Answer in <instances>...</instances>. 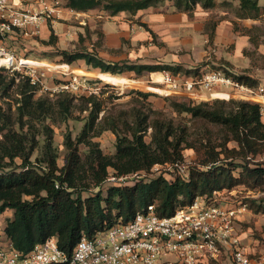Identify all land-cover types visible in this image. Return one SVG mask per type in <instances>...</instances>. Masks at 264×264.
<instances>
[{"label":"trees","instance_id":"trees-1","mask_svg":"<svg viewBox=\"0 0 264 264\" xmlns=\"http://www.w3.org/2000/svg\"><path fill=\"white\" fill-rule=\"evenodd\" d=\"M164 1L66 0V7L82 12L100 7L107 15L134 14ZM168 1L189 14L197 5L202 8L215 5V0ZM237 1L243 17L257 18L264 14V0L261 4L259 0ZM221 3L231 6L225 0ZM141 26L149 30L145 24ZM212 35L210 32V38ZM55 41L51 30L48 40L43 42L55 46ZM58 54L64 64L83 61L99 69V73L112 75L163 69L195 74L202 70L127 60L106 62L83 50L61 49ZM224 73L239 83L256 86L255 79L248 74L232 73L226 68ZM15 76L0 73V99L11 96V92L18 96L15 108L8 101L0 104V214L12 211L2 231L21 254H27L52 236L57 246L70 254L81 236L92 238L98 232L124 224L149 205L158 215L168 216L197 197L209 202L216 191L240 186L264 191V120L258 102L234 98L197 101L175 95L185 99L181 101L166 95L177 114L188 116L182 122L165 118L154 109L147 100L150 92L136 91L128 114H112L94 93L75 96L58 91L56 110L41 105L39 111L32 107L37 86L26 77L16 80ZM73 115L83 121L82 127L75 136L70 131L64 133V161L58 165L50 124L65 122ZM46 119L51 122L46 123ZM209 125L216 128L214 138L207 131ZM105 130L115 134L112 154L103 153L93 140ZM229 141L234 144L229 146ZM80 145L85 147L83 154ZM185 149L192 150L197 157L187 162ZM165 163L185 165L187 175L151 174L154 164ZM132 173L139 177L131 184L105 185L109 174L118 177ZM84 191L90 193L82 195ZM242 201L253 213H264V197H243Z\"/></svg>","mask_w":264,"mask_h":264},{"label":"built area","instance_id":"built-area-1","mask_svg":"<svg viewBox=\"0 0 264 264\" xmlns=\"http://www.w3.org/2000/svg\"><path fill=\"white\" fill-rule=\"evenodd\" d=\"M57 13L58 8L46 0L31 4L0 0V69L14 73L16 80L26 77L29 83L45 89V67L29 64L30 59L9 47L8 41L38 37L41 24L54 19ZM158 73L160 79L152 83L177 95L194 96L205 91L212 98L228 100L233 91L244 100H251L253 95L264 97V85L239 83L220 69L202 68L195 74L169 70ZM79 86L73 79L63 87ZM260 105L264 120V102ZM162 166L172 168L168 175H187L185 165L178 163L154 164L151 171ZM138 176L109 174L105 185L131 184V179ZM234 192L235 189L216 191L209 202L197 197L168 216L158 215L149 205L124 224L92 238L81 236L70 254L57 246L54 236L21 254L1 230L0 264H264V251L257 249L258 241H246L243 235L242 223L249 208Z\"/></svg>","mask_w":264,"mask_h":264},{"label":"rangeland","instance_id":"rangeland-1","mask_svg":"<svg viewBox=\"0 0 264 264\" xmlns=\"http://www.w3.org/2000/svg\"><path fill=\"white\" fill-rule=\"evenodd\" d=\"M22 1H26L27 3L31 4V2L34 3L35 0ZM46 1L51 2V4L55 5L58 9L63 10V14L59 15V17L55 16V21L59 22L61 26L66 27L68 30L72 28L73 33L64 37L62 40H60V42L58 41L55 46L45 44L40 35L34 39L19 37L15 41H8L9 47L16 48V51L19 54L27 56L28 59L33 60L36 63H46L45 65L40 64V66L45 67L44 83L46 88L42 89L40 85L37 86V90L32 99L33 108L39 110L38 108L41 105H44L48 106V109L55 111L57 107L56 93L58 91H65L75 96L94 93L103 100V104L105 105V108L108 112L112 114H128L130 112V108L134 104L132 99L137 97L136 91H140L152 93V95H150L147 100L151 102V106L154 109L160 111L163 117L169 119L171 118L175 121L181 120L182 122H186L188 116L177 114L169 104V101L166 100L165 96L167 95V97L181 101H184L185 99L175 96L177 94H174V92L169 91L168 89H164L163 86H158L152 83V80H159V73L151 74L145 72L143 74H136L131 71H124L123 73L115 74L113 77L125 78L127 81H132V83L128 84L126 82L125 84H120L114 80H106L103 77L98 76L97 73H88V71L98 72L100 70L86 65L83 61L76 62L73 65L63 64L60 61V55L58 54V51L61 49L70 52L76 50L90 51L100 58L102 53L108 52L107 49H104V46L102 45V38L100 36V24L106 19V13L99 7L92 9L89 12V15H85L82 12H77L78 14L73 12L71 15H65L64 11L66 8V0ZM259 1L260 3L263 2V0ZM232 10V13L224 16L221 12H219L220 10L214 9L213 11L209 12L208 16L205 18L207 22L214 23L217 21V19L220 20L222 17H224L225 19L233 22L232 28L234 32L236 31L247 36L249 42L246 48L243 49V56L246 57L244 64L242 61H240L238 64L231 63V58L234 54L233 42H227L226 44H222L220 46L210 45V49H207L204 43H201L200 46L203 47L205 52L198 64H201L200 67L205 69H220L224 72V69L226 68L232 73L248 74L253 79H255V87L258 85H264V17H260L256 20L240 18L239 16L234 15L236 10L234 8ZM120 15L121 18L124 16V14ZM83 20L84 24L81 23ZM79 29H82V32L78 33ZM79 35H82V37H79ZM139 48L141 51V47ZM149 53L150 52H148V54ZM148 54L144 53V55L148 58L152 57ZM111 58L113 57L111 56ZM0 73L4 75H11L4 69H0ZM106 74L112 76L110 73H105V75ZM73 79L78 81L80 85L78 88L75 89L69 87L66 89L63 87L64 85L71 83ZM183 95L185 97L193 98L197 101H208L214 99L207 94H198L193 96L191 94L188 95L185 93ZM230 95H233L231 98L239 99L233 91L230 92ZM252 97L257 100L261 99L256 95H253ZM17 99L18 96L11 92V96L0 99V104H2V101H8L10 102L12 108H15L17 106ZM216 99L225 100L224 98ZM103 111L104 110L101 111L100 115L103 114ZM74 115H77V113ZM74 115L70 116L65 122L50 124L53 129V141L58 150V165H62L64 161L63 157L65 150L62 145L64 133L66 131H70L72 136H75L79 133L82 127L83 121L76 118ZM45 122L50 123L51 121L50 119H46ZM194 123H196V125L199 124L198 121H195ZM207 128V131L210 133V137L214 138L216 135V128L210 125L207 126ZM192 130L193 128L190 129L191 132H193ZM145 139L147 141L149 140V134L145 136ZM93 140L98 142L103 153L112 154L115 151V134L111 131L105 130L99 136L93 138ZM198 143L199 140L196 141V144ZM233 144L234 143L232 141L228 142L229 146H232ZM79 151L81 154L84 153V145L79 146ZM183 155L187 162H190L192 159L197 157V155L190 149H185L183 151ZM171 169L168 166H162L158 169H154L151 174L157 175L162 173L168 176V173H170ZM135 179H137V177L132 178L131 181H134ZM87 193L90 192L84 191L82 192V195H86ZM234 195H236L237 199H242L243 196L257 198L259 196L264 197V191L244 189L242 186H240L235 188ZM10 213L11 212L7 210L3 214H0V231L2 230L5 219L10 215ZM242 229L244 231L243 235H245L247 239L246 241H258L257 249L264 251V213H253L249 209V212L245 214V221L242 223Z\"/></svg>","mask_w":264,"mask_h":264},{"label":"crops","instance_id":"crops-1","mask_svg":"<svg viewBox=\"0 0 264 264\" xmlns=\"http://www.w3.org/2000/svg\"><path fill=\"white\" fill-rule=\"evenodd\" d=\"M18 1H21L23 4H29L26 1ZM38 1L35 0L34 3ZM222 1L215 0V5L210 8H202L197 5L190 14L176 9L173 3L168 0L155 6L138 10L134 14L127 12H119L114 15L105 14L106 19L100 24V36L102 38V45L108 52L102 53L101 58L106 62L127 60L130 63L136 64L170 65L195 69L201 68V64L198 63L205 52L203 47L200 46L201 43H204L205 47L210 49L212 45L220 46L227 42H233L234 54L232 55L231 63L238 64L242 61L244 64L246 57L243 56V49L246 48L249 42L247 36L236 31L234 32L232 28L233 22L224 17L220 20L217 19L214 23L207 22L205 17L214 9L220 10L219 12L225 16L232 13L233 8L236 10L235 14H233L240 18L256 20L260 17H243L237 9V0H225L231 3V6L224 5L221 3ZM91 10L82 12L66 7L64 13L65 15H71L73 12H82L85 15H89ZM61 14H63V10L58 9L57 17ZM120 14H124V16L121 18ZM261 17H264V14ZM81 23L84 24V20ZM141 23L145 24L149 30L141 26ZM51 30L56 36L55 44L73 33L72 28L68 30L66 27L61 26L59 22L55 21V18L48 19L40 26V36L43 41L48 40ZM79 32H82V29H79ZM210 32H213L212 38H210ZM139 47H141V51ZM148 52L150 53L148 54ZM144 53L152 57L148 58ZM28 62L34 65L46 64L44 62L36 63L33 60ZM160 71L147 73L154 74ZM88 73L105 74L95 71H88ZM198 94H207L209 96V93L205 91ZM256 96L261 99L257 100L252 97V100L258 103L264 102V97L260 95ZM10 212L8 217L12 214V211Z\"/></svg>","mask_w":264,"mask_h":264},{"label":"bare ground","instance_id":"bare-ground-1","mask_svg":"<svg viewBox=\"0 0 264 264\" xmlns=\"http://www.w3.org/2000/svg\"><path fill=\"white\" fill-rule=\"evenodd\" d=\"M29 63V62H28ZM29 64H31V63H29ZM31 65H34V64H31ZM98 76H100V77H103L104 79H106V80H114V81H116V82H118V83H120V84H125L126 82L128 83V84H131L132 83V81H127V79H125V78H118V77H113V76H111V75H108V74H104V75H98ZM160 79V78H159Z\"/></svg>","mask_w":264,"mask_h":264}]
</instances>
